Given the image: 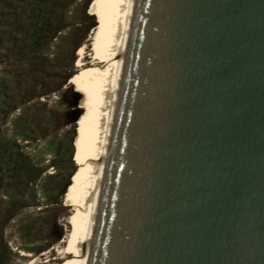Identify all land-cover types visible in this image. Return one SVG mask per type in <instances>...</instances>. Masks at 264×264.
Masks as SVG:
<instances>
[{"label": "water", "instance_id": "obj_1", "mask_svg": "<svg viewBox=\"0 0 264 264\" xmlns=\"http://www.w3.org/2000/svg\"><path fill=\"white\" fill-rule=\"evenodd\" d=\"M108 144L88 264H264V0H136Z\"/></svg>", "mask_w": 264, "mask_h": 264}, {"label": "rangeland", "instance_id": "obj_2", "mask_svg": "<svg viewBox=\"0 0 264 264\" xmlns=\"http://www.w3.org/2000/svg\"><path fill=\"white\" fill-rule=\"evenodd\" d=\"M92 1L0 0V264H62L77 232L68 193L95 110L83 78L115 26Z\"/></svg>", "mask_w": 264, "mask_h": 264}, {"label": "bare ground", "instance_id": "obj_3", "mask_svg": "<svg viewBox=\"0 0 264 264\" xmlns=\"http://www.w3.org/2000/svg\"><path fill=\"white\" fill-rule=\"evenodd\" d=\"M135 4L136 0L94 2L95 9L101 14L108 8L113 9L115 26L108 32V38L102 39L99 46L90 49L92 63L96 67L90 69L83 78L84 89L91 94L95 110L83 124V165L76 174L77 182L68 193V200L81 207V210L76 215L77 232L69 240L68 246L59 249L60 257L66 260L62 264H88L92 252L93 229L109 147V135L126 62ZM86 50L87 46L84 44L81 54L84 63H88L84 60Z\"/></svg>", "mask_w": 264, "mask_h": 264}, {"label": "trees", "instance_id": "obj_4", "mask_svg": "<svg viewBox=\"0 0 264 264\" xmlns=\"http://www.w3.org/2000/svg\"><path fill=\"white\" fill-rule=\"evenodd\" d=\"M94 1V0H93ZM92 1V2H93ZM94 3V2H93ZM92 4V3H91ZM78 71H71L69 74H68V76H67V78L68 79H75L78 75H80L81 74V72L80 73H77ZM82 116V115H81ZM73 183V180H72V182H71V184ZM70 184V185H71Z\"/></svg>", "mask_w": 264, "mask_h": 264}]
</instances>
